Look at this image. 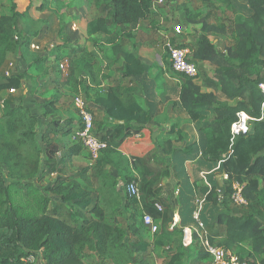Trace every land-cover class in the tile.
Listing matches in <instances>:
<instances>
[{"label":"trees","instance_id":"obj_1","mask_svg":"<svg viewBox=\"0 0 264 264\" xmlns=\"http://www.w3.org/2000/svg\"><path fill=\"white\" fill-rule=\"evenodd\" d=\"M94 1L101 13L89 23V35L108 36V44L113 54H124L125 78L143 75L147 69L139 58L123 52L122 39L131 37L144 21L151 20V23L155 24L153 0ZM197 1L210 4L213 0ZM221 2L242 9L235 0ZM13 8V15L0 17V36L12 37L18 29L16 3ZM40 10L43 11L44 7ZM114 27L120 28V33L115 34L112 30ZM207 38L196 42V51L193 53L195 59L190 54L188 56L191 62L198 65L197 61L201 59L213 61L219 57ZM68 41V38L64 37V45ZM247 42L256 50L254 53H251L252 49H243L237 43L234 49H230L226 59L228 65L222 68L223 74L216 80L204 75V80L213 87L221 86L222 92H229L231 98H238L245 92H250L260 111L264 103V95L260 90V85L264 83V15L248 32ZM173 43L176 47L188 48ZM66 47L67 45L64 48ZM85 57H88V60ZM95 57V53H89L85 49L70 50L67 59L73 66L70 73L49 83V87L60 85L71 88L75 94L80 93V88L83 87L81 65L84 64V69H92V59ZM165 66L169 72L173 71L170 61L165 62ZM239 71L242 73H238ZM92 77L94 78V75ZM233 77L238 79V87L230 83ZM195 78L186 77L187 82L181 89V100L185 102H182L185 106L183 108H186L185 112L191 120L206 122L203 130L208 139L204 145L192 143L187 145L185 150L179 149V152L186 160L201 154V168L205 169L214 168L219 162L225 161L222 168L229 175V179L221 187L212 181L213 190L209 192L207 200L213 205V210L211 213L207 212L211 216L208 222L205 221V225L210 241L230 250L232 247H242L248 239L260 240L264 235V222L260 220L264 215V188L259 192L254 191V185L259 178L264 182V120L254 121L249 135L240 136L232 142L231 126L236 120V113L228 107L217 109V117L210 122L209 113L197 111L198 107L206 103L202 102L204 97H200L199 89L192 84ZM23 80V74L0 78V92L20 91ZM89 89V86H84L85 91ZM209 99L213 101L215 98L210 96ZM96 102L105 109L109 118L123 121L127 125L139 124L136 133L142 134V137L126 136L127 138L112 148L109 146L107 129H102L98 136L108 147L96 163L97 170L87 168L79 175L86 177L90 170H94L98 173L92 174V178L97 181L106 167L110 166L119 171V176L128 180L127 185L136 182L128 169V157L144 158L157 148L152 131L144 126L149 123L151 117L131 96L122 101L117 88H113L105 97H98ZM56 106V99L45 104L42 123L23 103L14 106L7 103L5 114L0 118V230L9 233L7 238L0 240V264H149L153 252L151 245L140 238L136 232L138 229H133L132 236L128 237L130 229L118 219L123 216L122 209L110 206L113 203L107 197L109 189L112 196H119L114 192V177L111 178L106 173L105 178L109 183L105 182L103 188L99 187L96 191L83 187L76 181L70 182L65 177L44 187L43 181L51 171L40 170V162L31 159L32 154L40 155L44 152V145L51 137L59 139L75 136L79 142L68 149L64 158L79 156L85 150L78 136L81 121H57L50 118L57 112ZM178 137L180 140L184 139L181 132H178ZM61 163L55 165L59 170L64 165ZM2 167L7 169L6 176L1 170ZM26 167L28 170H23ZM233 168L237 175L235 178L231 171ZM110 179L113 180L111 185ZM244 180L247 181V186L243 189V196L247 205L235 210L233 208L237 205L232 199L233 183L242 184L241 181ZM207 188L202 186L199 179L193 187L179 192L182 229L192 226L195 222V195L199 189L204 190L201 193H206ZM138 205L139 200L128 194V206L136 209ZM166 234L171 236L173 233ZM174 234L173 239L164 242L173 248L167 264H192V256L187 249L189 243L184 238L183 230ZM161 239L163 241V237ZM162 244L159 242V246ZM198 247L199 254L196 258L192 257L194 262L209 260L202 246ZM252 247L253 254L261 258L260 263L264 264V239L253 243ZM256 259L253 256V261H243L246 264H257Z\"/></svg>","mask_w":264,"mask_h":264},{"label":"rangeland","instance_id":"obj_2","mask_svg":"<svg viewBox=\"0 0 264 264\" xmlns=\"http://www.w3.org/2000/svg\"><path fill=\"white\" fill-rule=\"evenodd\" d=\"M235 1L238 3L237 5L242 6V9L232 4H225L221 2V0H213L210 4H204L197 0H165V3L159 7L158 13L155 16V24H152L151 20L142 22L138 36L144 38V41L153 44L152 48H154V51L157 50L161 54L165 64V62L170 61L167 45L173 42L178 43V41H176L177 39L175 40L177 27H181V30L186 27V29L188 28V31L191 32V42H185L184 45L190 49V55L193 59H195L193 53L196 51V42L207 38L209 35V41L213 47H215V53L218 54L219 57L213 61L208 59L197 61L200 67V75L192 81V84L199 89L200 97H204V99L201 100L206 103L202 105V107H198L197 111L212 113V118L210 120L217 117L215 112L217 109L228 107L236 113V115L244 111L252 118L250 124L252 126L254 121L264 120V103L260 111H258L257 106L251 98L250 92L247 91L238 98H231L229 92L227 94L222 92L221 86L218 88L213 87L208 81L204 80V75H207L209 79L216 80L223 74L222 68L228 65L226 59L229 56L230 49H234L237 43L243 49H252L247 42L248 32L254 27L255 22L259 21L264 15V0ZM15 3L18 9V29L12 37L0 36V78L14 74H23L24 80L20 91L0 92V118L5 114L7 103H11L13 106L23 103L26 107L31 109L39 122L42 123L44 121L43 114L46 110L45 104L50 100L55 101L56 99L57 112L50 118H56L58 116L61 120L66 119L67 112L72 110L71 119L79 121L77 100L82 99L80 95L83 94L77 93L70 97L69 94H66L67 92L64 87L60 85L49 87V83L55 82L60 79L61 76L66 75L61 65H65V62L71 65L69 60H67L69 51L82 49L83 47L89 50L95 49L92 51H95L96 57L92 60H94L95 65L99 68V70L96 68L95 70L100 73L102 71H104V73L108 72V70L104 69L105 62L110 63L115 60L112 49L108 44L109 37L97 35L91 38L87 34L89 23L95 20L101 13L98 9L99 7L94 0H0V17L3 15H13V5ZM41 7H44L43 11L40 10ZM188 20L194 22L192 27L188 26ZM112 30L115 34L120 33V28L118 27H114ZM162 32L167 34H162ZM64 37H67L69 40L66 44V48H64L66 46L64 45ZM126 41L125 39L123 42L125 43ZM26 45H28V47ZM255 51L256 50L253 48L251 53ZM153 53L155 54L156 52ZM262 55L264 58V54ZM85 59L88 60V57H85ZM170 73L181 78L179 81L182 87L186 84L187 80L185 76L176 73L174 70ZM238 73H242V71ZM230 83L234 87H238L239 85V81L235 77L231 78ZM56 91L61 92L62 96L56 94ZM210 96L215 99L211 101L209 99ZM182 102L184 101L181 100V104ZM181 107L183 108L185 106L182 104ZM99 121L100 118H96V128ZM99 132L98 130V133ZM75 142L78 141L76 140ZM75 142L72 144L73 142L71 143V140L68 138L54 139L51 137V139L46 142V145H44V152H41L40 155H31V159H34L36 162L38 161V163L40 162V170L46 169V171H51L43 181L44 187L50 186L57 179L65 177L68 178L70 182L76 181L83 187L96 191L99 187L103 188V183H109V180L105 178V174L107 173L111 178L114 177V192L119 195L118 197L115 195L112 196L111 190L109 189L107 197L112 200L113 204L110 205L111 207L117 206L122 209L123 216L118 219H120L124 226L130 229L128 231V237L132 234L131 232L133 229H139V227L148 229L144 225V217H146V215L153 218L155 225L158 227V232L167 233L169 231L168 224L172 222L169 213L172 208L170 205H167L166 202L164 203L163 198L158 197L161 193V188L158 186L160 184V179L158 184H156V188L159 191L156 195H149L148 180H144L142 184L137 183L140 200L138 207L134 209L128 206V180L119 176L120 173L115 168L106 167L104 170L105 172L99 176L97 181L93 180L92 174L95 175V173H98L94 170H97L96 163L101 157L99 159H94L84 150L81 155L77 156L78 158L76 160L64 158L68 149L75 145ZM48 143L50 146H47ZM61 162H63L64 165L62 169L59 170L55 165ZM55 168L57 169L52 170ZM87 168L94 170H90L86 177H83V174L79 175ZM158 168H156L157 172H155V174L158 173L161 177L163 174L165 176L164 172L166 170L164 168ZM1 170L6 176L8 173L7 169L2 167ZM23 170L27 171L28 167ZM231 171L234 178L237 177L235 169L233 168ZM214 172L216 171L213 170V168H200L199 179L203 187H208V189H210L209 184L211 182L208 178L215 175ZM220 172H224L229 179V175L222 167ZM213 177L220 187L223 186L224 182L228 181V179L222 175L221 178L224 182H221V185H219L220 182L217 181L215 176ZM117 179H119L120 182L117 181ZM34 181L36 182V180ZM241 182L242 184L239 182L233 183V192L237 185L243 187V189L247 186L246 180ZM112 183L113 180L110 181V185ZM263 188L264 182L259 178V180L256 181V185H254V191L259 192L260 189L262 190ZM104 189L106 190L107 188ZM201 197L204 198V196ZM154 198L156 201H152ZM157 205L160 206L162 210H158ZM234 207L235 208L232 206L235 210L242 208L240 205ZM212 210L213 209L209 210V212L211 213ZM132 216L133 218H131ZM260 220L264 222V215L260 217ZM8 236L9 233L6 230H0V240ZM263 239L264 235H262L260 240L248 239V246L251 248V244L259 243ZM159 251L160 250H154L152 252L149 264H163L165 261L168 263L167 260L162 261L163 257L161 258L160 256L162 252ZM170 251L171 250L168 249L166 250L168 253L165 254L164 251L163 254L168 255ZM230 251L236 253L245 261L249 259L253 261V256L257 258V264H260L262 260L243 246L232 247ZM209 261L211 262L210 257Z\"/></svg>","mask_w":264,"mask_h":264},{"label":"crops","instance_id":"obj_3","mask_svg":"<svg viewBox=\"0 0 264 264\" xmlns=\"http://www.w3.org/2000/svg\"><path fill=\"white\" fill-rule=\"evenodd\" d=\"M187 22L188 26L192 27L194 22L190 20H188ZM140 28L141 27H139L131 37L123 38L122 46L123 52L132 54L135 57L139 58L141 64L147 69V71L141 76L125 78L123 76V72L126 66L124 54L115 56L112 53L115 57L114 62L117 63L105 62L104 69L108 70L107 73H104V71H102L101 73L99 71H96L95 68L97 70H99V68L97 67V65H95V62L93 63V67L90 70L84 69V64H82L81 69H83L81 70V79L83 81V87H81L80 89V94L82 93L83 95L80 96H82L81 98L86 101V104L95 115V121L96 118H100L96 130L98 129L99 131H102V129L104 128L107 129L109 133V146L112 148L126 136L128 138L132 135H136V137H142V134L136 133V130L138 127H140V125L137 123L127 125L123 121H117L113 118H109L105 112V109L96 102V99L98 97H105L109 95L110 91L113 88H117V90L119 91V98L122 101L127 100L128 96H131L135 99V101L143 109V111L151 117L149 123L144 124V126L152 131L153 139L155 141V144L157 145V148L144 158L128 157V169L130 175L136 180L138 184H142L144 180H148L149 195H156L157 192H159L156 188V184H158L160 179V184L158 186L161 188V193L160 195H158V197L163 198L164 203L166 202V204L170 205L172 208L171 212L169 213L170 217L172 218V222L168 224L169 231L167 233H173L172 235L174 236L175 232L183 230L184 233V231L187 229V233L192 235V240L188 241L189 245L187 246V249L190 252V255L196 258V255L199 254L198 246L201 244L199 236L202 231L198 227L195 219V222H193L192 226L186 227L184 229L181 228L180 211L182 209V206L179 198V192L187 187H193V185L199 181L202 155L199 154L194 159L186 160L185 156L182 155L181 152H179V149L185 150L187 145L192 143H197L200 145L206 144L208 138L205 131L203 130L206 122H195L191 120L190 116L181 107L182 86L180 85L179 81L181 78L171 74L166 69L161 54L157 50L154 51V48H152L153 44L149 43L148 41H144V38L138 36ZM177 28H179V30L176 29L177 32L175 33V40L177 39L176 41H178L177 44L184 46L185 42H191V32L188 31V28L186 29L185 27L183 28V30H181V27ZM87 34L91 38L97 36H91L88 32ZM162 34L167 33L162 32ZM208 38L210 39L209 35ZM125 39L127 41L124 43L123 41ZM82 49H85L89 53L95 52L92 51L95 49L89 50L85 47H83ZM185 49H187L190 54V49ZM153 52L156 53L154 54ZM61 66L65 70L66 75L70 73V69L73 67L72 63L70 65L68 62H65V65L63 64ZM93 75L94 78L92 77ZM84 86H89L90 89L88 91H85ZM64 89L67 92L66 94H69L70 97L76 95L75 93H73L71 88L64 87ZM56 94L62 96V93L59 91H56ZM71 111H66V119L61 120L58 118V116L55 119L57 121L69 120L72 118ZM209 114L211 119V113ZM211 121L212 120H210V122ZM76 122H78V120ZM178 132L182 133V136L184 137L183 140L179 139ZM65 138L70 139L71 143L73 142L72 144H74V142L76 141L75 136ZM77 158L78 157L75 156L71 159L76 160ZM107 167L109 168L110 166ZM221 167L222 166H219V164H217V166L213 168V170L216 171L214 172L215 175L213 176H215L217 181L220 182L219 185H221V182H224L221 178L222 175L226 177V174L224 172H220ZM156 168H164L166 170L164 172L165 176L164 174L162 176L163 178L158 173L155 174V172H157ZM213 176L208 178V180H210L211 182L209 184L210 189L207 188L208 191H206V193L204 194L201 193L202 189H199V191L195 195V200L193 202V206H196L197 208L199 202L204 201L200 214V219H202V221L204 220V223L208 222V218H210L211 216V214L207 212H209V210L213 208L211 202L207 200L209 192L213 190L212 181L215 182ZM119 179H117V181L120 182ZM201 196H204V198H202ZM152 201H156V199L154 198L152 199ZM157 207L160 208V206L158 205ZM219 207L222 209L221 204H219ZM160 209L162 210V208ZM136 232L137 234H139L142 240L151 245L152 251L160 250L162 252L160 255L161 258L163 257L162 261L167 260L169 262L173 253V248H170L166 243L167 241L171 240V238L173 239L172 235L168 236L166 233H162L161 231L158 233H153L150 228L144 229L143 227H139ZM131 236L132 234L129 237ZM162 237L163 241L161 239ZM159 242L163 244L159 246ZM248 242L249 241L245 242L243 244V247L253 252L252 244L250 248L248 246ZM168 249L171 251L168 255H165L168 253L166 252V250ZM163 252L165 254H163ZM192 257L190 260V263L192 264H210L209 260L205 262H201L199 260L197 262H194L195 259H193ZM163 264H167L166 261Z\"/></svg>","mask_w":264,"mask_h":264},{"label":"built area","instance_id":"obj_4","mask_svg":"<svg viewBox=\"0 0 264 264\" xmlns=\"http://www.w3.org/2000/svg\"><path fill=\"white\" fill-rule=\"evenodd\" d=\"M165 3V0H153L152 10L157 14L159 7ZM179 30V28H177ZM167 50L170 58L172 69L185 77L195 78L199 74V67L196 63L191 62L188 58L189 51L185 48H179L171 44L167 45ZM261 91L264 95V83L260 85ZM79 117L81 121V129L78 136L84 149L94 159H99L103 152L107 149V143L99 138V134L95 128V115L91 109L87 106L83 99L77 100ZM251 120L252 118L244 111L237 113L236 120L231 126L232 142L240 137L247 136L251 132ZM225 161L219 162V166ZM228 179L227 175L225 177ZM127 192L131 197L140 200L138 184L134 181L128 184ZM232 199L235 204L244 206L247 205V201L243 196V187L237 185L234 188ZM204 201H200L196 211L194 212V219L197 222L198 227L202 231L199 236L200 245L204 249L206 255L211 258L210 264H246L241 258L234 252L226 250L223 247L212 243L208 237L206 226L200 219L202 205ZM161 210L159 207H157ZM144 224L152 230L153 233L158 232V227L155 225L151 216L146 215L144 217ZM185 240H192V235L187 233V229L184 231Z\"/></svg>","mask_w":264,"mask_h":264}]
</instances>
